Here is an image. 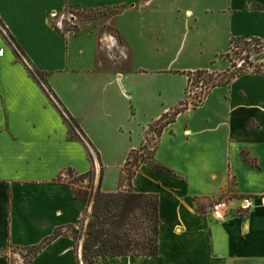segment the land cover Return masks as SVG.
Listing matches in <instances>:
<instances>
[{
    "label": "crops",
    "instance_id": "obj_1",
    "mask_svg": "<svg viewBox=\"0 0 264 264\" xmlns=\"http://www.w3.org/2000/svg\"><path fill=\"white\" fill-rule=\"evenodd\" d=\"M78 10L108 13L101 26L76 25ZM65 15L74 16V28L55 26ZM183 24L179 43L157 32ZM0 28L22 52L0 31V264H10L9 249L78 226L85 206L57 181L67 169H94L95 186L102 171L104 193L127 188L120 184L127 158L146 146L150 126L186 100V73L225 72L232 38L264 40V0H0ZM108 29L130 45V57L105 69L99 40ZM192 33L199 38L189 43ZM155 35L165 40L161 47L152 48ZM14 50L44 76L57 106ZM60 108L91 151L70 137ZM156 145L152 161L174 175L142 164L132 187L158 196V255L98 264H264V70L211 89ZM245 198L252 207L240 211ZM220 200L238 211L216 221L210 207ZM28 264H78L75 242L63 235Z\"/></svg>",
    "mask_w": 264,
    "mask_h": 264
},
{
    "label": "trees",
    "instance_id": "obj_2",
    "mask_svg": "<svg viewBox=\"0 0 264 264\" xmlns=\"http://www.w3.org/2000/svg\"><path fill=\"white\" fill-rule=\"evenodd\" d=\"M10 41L15 45L18 52L22 53L19 47L15 44L14 39L8 36ZM5 39V37L3 36ZM6 40V39H5ZM264 40L250 38H232L230 47L235 44L251 46ZM17 50L15 52L18 57ZM254 50V49H252ZM259 73L257 71H251ZM246 71L243 67L235 71V66L227 69L221 74H214L208 70H198L193 73H186L188 76V84H190V75L196 74L197 79L201 76H206L202 80L204 91L200 95L189 101L190 94L187 92V98L180 103L179 106L163 115L154 125L158 124L159 129L155 132L153 145L151 146L150 161H147L143 156H133L140 151H144L147 147L144 146L139 151L131 152L127 158L124 170L120 177V184L127 181L128 189L119 190L111 193L101 191L102 171L98 179V184L95 186V171L89 170L85 174H77L75 170L69 168L66 171L75 175L77 182L81 183L78 188L76 183L65 182L58 177L59 183H64L71 188L72 199L85 206V211L80 219L77 227L57 228L52 235L44 239L39 245L26 249L29 254L25 264H28L39 252L52 244L59 237L68 234L75 242V253L78 264H98L100 260L107 258L121 257H155L158 255V236L162 221L158 214L159 200L158 196L153 194H142L137 192L132 187V180L142 164H149L152 170L160 175L173 176V172L161 165L152 162L154 152L157 147V141L164 128L172 124L178 115L185 112L191 106L193 109L202 105L211 89L229 84L233 79L242 76ZM30 76L41 86L44 93L49 98L52 92L42 85L34 74L29 72ZM61 113L64 122L68 127L70 137L77 139L84 146L88 144L78 126L72 118L66 113ZM64 114L68 119L64 117ZM249 128L253 125L249 124ZM74 128L78 130L79 136ZM90 146V144H88ZM91 159V155L89 154ZM131 166H135L134 171H131ZM89 210V214L87 213ZM78 250H80L78 257ZM25 262V260H24ZM23 262V263H24Z\"/></svg>",
    "mask_w": 264,
    "mask_h": 264
},
{
    "label": "rangeland",
    "instance_id": "obj_3",
    "mask_svg": "<svg viewBox=\"0 0 264 264\" xmlns=\"http://www.w3.org/2000/svg\"><path fill=\"white\" fill-rule=\"evenodd\" d=\"M146 12L147 10H143V12ZM108 12L106 11H100V10H78L76 12L73 13V15L77 18L78 22H76L75 24L78 25L79 23H88V22H95L97 25L101 26L103 24V21L105 19V16L107 15ZM114 13V12H112ZM0 31L2 33V35L5 37L6 41L8 43H10V39L8 37L7 34L3 33V30L0 28ZM177 31L178 33L174 32ZM174 31H171L170 28L168 29V31H163V30H158V33L161 32H166L168 34H171V38L169 40H167L166 42H168L169 44H172V41L175 43H179L181 41V38H183V33L185 32V28H184V24L181 25V27L179 29H174ZM112 33V35L117 36V38L120 40V42L122 43V45L129 51V47L130 45L122 38V36H120V34H117V32H114L110 29L106 30L103 34H101V37H103V35L106 34H110ZM157 40L154 42L152 46V48H155L157 46H162L165 42V40H163L162 38H159L161 36L155 35L154 36ZM162 37H167V35H162ZM199 36H197L196 34L192 33L189 35L188 37V41L190 42H194L196 39H198ZM186 40V39H185ZM184 40V42H185ZM126 44H125V43ZM254 49V50H252ZM196 52H197V56L199 57V53L201 54H205L206 49L204 47L201 46H197L196 47ZM18 53V52H17ZM102 53V52H101ZM153 53V52H151ZM129 53L126 59H124L122 57V61L121 64H127L129 61ZM18 58H20L22 60V62L25 64L26 68L35 75V77L40 80V82L42 83V85H44V76L35 71L30 64L24 59L22 58V56L18 53ZM222 58L227 61L229 63V68H231V66H235V71H238L239 68L243 67V69H245L246 72L249 71H257V72H262L264 70V63H256L258 61L259 58H264V42H259L257 44H253L251 46H246V45H239L238 48L235 44H233L230 48V50L224 54L222 56ZM99 60L102 63V67H104L105 69L107 67H109V59L105 56L104 53L101 54V56L99 57ZM228 68V69H229ZM199 70H207V69H199ZM211 72V71H209ZM214 74H221V72H211ZM223 73V72H222ZM198 76L196 74H192L190 75V84L188 85L187 88V92L190 94V97L188 98L189 101L191 102L192 99L197 98L200 93L202 91H204V87L202 86V80H204L205 78H207L206 76H201L200 79H197ZM50 100L52 101L53 104H56L55 102V98L52 95H49ZM192 98V99H191ZM59 108V107H58ZM60 110L62 111V109L60 108ZM62 113H64L62 111ZM159 129L158 124L157 125H152L150 126L149 130H148V138H147V143H146V149L144 151H140L138 154L133 156V159H136L137 156H143L147 161H150V154H151V146L153 145V138L155 136V132ZM88 147V150L91 151L90 146L87 144L86 145ZM153 162V161H152ZM131 171H134L135 166H131ZM61 179L65 182H71V183H76L75 187L78 188L79 186H81V183L77 182V179L75 178V175L70 174L69 172L65 171L62 173L61 175ZM124 185H127V181L124 183ZM128 189V185L127 188ZM28 251L26 249L23 250H14V249H9L7 254L9 256V261L10 264H25L27 259L29 258V254L27 253ZM25 260V262H24ZM24 262V263H23Z\"/></svg>",
    "mask_w": 264,
    "mask_h": 264
},
{
    "label": "built area",
    "instance_id": "obj_4",
    "mask_svg": "<svg viewBox=\"0 0 264 264\" xmlns=\"http://www.w3.org/2000/svg\"><path fill=\"white\" fill-rule=\"evenodd\" d=\"M56 17V16H53ZM74 16L73 15H65L61 16L59 19L55 21V26L62 30L64 28L72 29L75 27L74 24ZM100 51L105 54V56L109 59V62L113 64L120 63L122 61V57L124 59L128 56V50L122 45L117 36L110 34L103 35L100 37ZM1 54V51H0ZM66 119L67 116L64 114ZM75 132L79 135L80 133L76 128H74ZM95 165L98 166V163L95 161ZM253 204V200L250 198H245L240 201V205L238 210L240 211H248ZM232 207L231 201L228 200H220L214 202L210 207V212L213 216V219L216 221H223L228 217H231L234 212L238 211Z\"/></svg>",
    "mask_w": 264,
    "mask_h": 264
}]
</instances>
